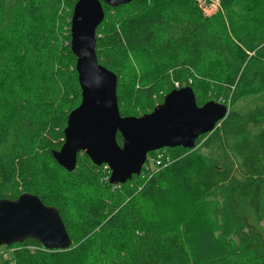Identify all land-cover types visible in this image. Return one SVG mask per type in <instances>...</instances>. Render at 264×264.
<instances>
[{
  "label": "trees",
  "instance_id": "16d2710c",
  "mask_svg": "<svg viewBox=\"0 0 264 264\" xmlns=\"http://www.w3.org/2000/svg\"><path fill=\"white\" fill-rule=\"evenodd\" d=\"M76 1L32 0L22 12L27 17L61 18V9H71ZM218 4V12L210 17L198 11L195 0H132L115 8L103 6V12H117L119 7L128 10L114 14L102 30L96 29L94 47L97 63L111 72L119 52L140 51L150 62L162 64L159 78L172 76L184 82L189 78L197 85L229 93L232 109L218 126L199 136L192 150L168 149L175 152V157L169 160L168 167L160 169L164 180L167 172L175 175V168L189 165L190 170L181 176L176 174L175 180L190 196L208 198L201 206L206 226L184 235L172 227L156 230L142 210L121 205V198L104 214L90 213L68 223L58 204L43 202L28 183L32 159L40 147L49 155L58 150L62 129L61 133L53 132V98L32 102L15 81L1 75L12 57L3 48L0 79L6 81L7 90L0 95V199L14 200L22 193L35 195L58 211L72 244L79 242L81 248L89 249L97 245L96 241L102 242L105 236L119 231L126 239V249L114 252L110 264H264V241L258 238L264 187V25L256 23L250 0H218ZM19 10V3L3 0L0 28ZM37 52L36 46L30 45L22 56L24 68L30 69L34 78L42 75ZM212 61L223 70L217 78L213 69L206 73L207 63ZM136 88L131 93L132 101L138 103L151 97V83L141 80ZM190 88L196 104H203L195 88ZM65 119L66 116L63 128ZM115 140L120 144L117 134ZM91 166L107 174L104 184L110 190L115 187L114 195L126 192L132 196L130 201L136 197L151 200L149 186L141 183L140 174L113 186L107 182V168ZM57 167L65 174L75 170L68 173ZM91 173L82 172L88 179L94 176ZM108 216L114 222L109 219L102 223ZM27 242L35 251L51 253L33 240Z\"/></svg>",
  "mask_w": 264,
  "mask_h": 264
},
{
  "label": "rangeland",
  "instance_id": "374dc122",
  "mask_svg": "<svg viewBox=\"0 0 264 264\" xmlns=\"http://www.w3.org/2000/svg\"><path fill=\"white\" fill-rule=\"evenodd\" d=\"M8 1H12V4L19 3L20 12L8 24L0 28V48L8 50V56H12L1 75L5 74L10 80L15 81L21 92H26L32 97V102L42 103L47 97L53 98L55 103L54 105L52 102L53 107L56 108L51 119L53 132L61 133L65 116L79 103V89L73 69L74 58L68 50L72 8L69 9L63 5L61 18L50 19L43 15L27 17L22 11L32 0ZM2 3L3 0H0V8ZM195 4L198 11L205 17L213 16L219 10L218 0H195ZM250 7L256 14L254 17L256 23L263 26L264 0H250ZM125 10L128 8L119 7L117 12L111 9L105 11L103 23L101 22L102 24L98 26V31L109 23V19L114 14L121 15ZM30 45H35L38 49L37 57L42 66V75L39 78H34L32 71L24 68L25 62L22 56ZM117 57L113 73L117 77V105L121 116H141L144 110L148 112L153 106L159 105L169 91L185 86L195 88L201 103L213 101L225 105L227 111L232 109L231 100H228L229 93L222 92L213 86L203 87L193 83L189 78L185 82L177 81L172 76L159 78L162 64L150 62L140 51L123 50ZM207 69L209 70L206 71L207 74L211 72L210 69H213L214 78L218 77V73H223L219 65L213 61L207 63ZM141 80L152 84L151 97L136 103L131 100V93L135 92ZM6 90V81L2 82L0 79V95L5 94ZM160 150L162 157L156 152H154L156 154L151 152L146 155L144 166L147 165V169L140 172V181L149 186L151 200L145 201L141 197H136L130 201L132 196L126 192L114 195L112 190L115 187H111L110 190L104 184L107 174L101 169L97 171L93 168L83 154L79 155V164L76 163L74 172L65 174L42 147L35 152V157L32 159V177L28 183L43 202L58 204L68 223L73 220L80 221L90 213L104 214L109 209H113L121 198L123 199L121 205L142 210L156 230L172 227L180 230L184 235L206 226L201 214V206L208 198L201 195L190 196L175 180L176 174L181 176L190 170L189 165L175 168V175L167 172L165 176L168 177L163 180L160 177L162 174L160 169L168 167L169 160L175 157V152L167 148ZM157 162L159 165L156 164ZM88 170L92 171L90 176L95 177L89 179L84 177L82 172L88 173ZM260 214L258 238L264 241V187L261 191ZM109 219L114 222V218L108 216L102 220V223ZM101 225H98L96 229H99ZM113 228L117 229L116 226ZM27 241L19 245L0 247V264H110L114 252H123L126 249V239L124 240L123 234L119 231L105 236L102 242L99 240L100 245L96 241L97 245H90L87 249L81 248L77 242L62 252L53 250L50 251L51 253H43L42 249L35 251L36 249L30 247L31 244Z\"/></svg>",
  "mask_w": 264,
  "mask_h": 264
},
{
  "label": "water",
  "instance_id": "95a60500",
  "mask_svg": "<svg viewBox=\"0 0 264 264\" xmlns=\"http://www.w3.org/2000/svg\"><path fill=\"white\" fill-rule=\"evenodd\" d=\"M132 0H77L69 24V52L79 88V103L66 115L62 143L50 156L64 171L76 167L78 154L109 171V185L138 176L146 155L160 149L192 150L195 140L212 132L227 107L207 101L197 105L189 86L173 89L161 103L141 116H121L116 75L97 63L95 31L104 18L103 6L115 8ZM120 137V144L115 140ZM37 242L47 251H65L72 242L58 211L35 195L22 193L0 199V247Z\"/></svg>",
  "mask_w": 264,
  "mask_h": 264
},
{
  "label": "built area",
  "instance_id": "2783aa9c",
  "mask_svg": "<svg viewBox=\"0 0 264 264\" xmlns=\"http://www.w3.org/2000/svg\"><path fill=\"white\" fill-rule=\"evenodd\" d=\"M160 151H161V150H158V151H155V152L158 153V154H157L158 156H161V157H162V153H160ZM156 153H155V154H156ZM156 164L159 165L158 162H157ZM143 166H144V165H143ZM144 167L147 169V165H145ZM104 168H106V167H104ZM108 173H109V172H108ZM107 178H108V177H107ZM115 186H116V185H115ZM44 250H45V249H44Z\"/></svg>",
  "mask_w": 264,
  "mask_h": 264
},
{
  "label": "flooded vegetation",
  "instance_id": "af4514ba",
  "mask_svg": "<svg viewBox=\"0 0 264 264\" xmlns=\"http://www.w3.org/2000/svg\"><path fill=\"white\" fill-rule=\"evenodd\" d=\"M93 165V164H92ZM94 166V165H93ZM100 166H102V165H100ZM104 166V165H103ZM97 167V166H96ZM105 167V166H104ZM107 168V167H106ZM75 169V168H74ZM73 172V171H72Z\"/></svg>",
  "mask_w": 264,
  "mask_h": 264
}]
</instances>
